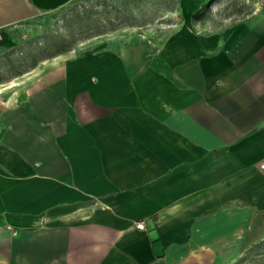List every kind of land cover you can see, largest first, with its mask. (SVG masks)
Masks as SVG:
<instances>
[{
  "label": "crops",
  "instance_id": "obj_1",
  "mask_svg": "<svg viewBox=\"0 0 264 264\" xmlns=\"http://www.w3.org/2000/svg\"><path fill=\"white\" fill-rule=\"evenodd\" d=\"M71 1L0 0V49ZM123 8L140 36L5 84L64 110L0 115V264H227L264 235V0Z\"/></svg>",
  "mask_w": 264,
  "mask_h": 264
},
{
  "label": "rangeland",
  "instance_id": "obj_2",
  "mask_svg": "<svg viewBox=\"0 0 264 264\" xmlns=\"http://www.w3.org/2000/svg\"><path fill=\"white\" fill-rule=\"evenodd\" d=\"M128 1L143 2L72 0L69 5L40 10L39 17L36 16L30 24L25 25L18 44L13 43L0 49V115L19 113L25 114L23 117L29 114L44 118V115L50 113L49 108L33 105L44 99L56 100L58 105L52 107V114L63 113L61 92L57 90H42L32 94L29 97L31 102L26 108H8L5 105L7 98L3 96L5 84L24 75V72L29 73L24 76H30L31 79L34 74L37 76L38 72L43 74L50 68L62 66L68 57L87 50L103 46L114 48L120 45L119 38L123 35L130 39L135 38L133 34L140 36L144 28L150 25V21H134V11L123 8L124 2ZM114 3L120 5L114 7ZM32 125L35 126L36 123ZM40 125L43 126L42 123ZM227 264H264V235L257 234L254 230L250 232L247 244Z\"/></svg>",
  "mask_w": 264,
  "mask_h": 264
},
{
  "label": "built area",
  "instance_id": "obj_3",
  "mask_svg": "<svg viewBox=\"0 0 264 264\" xmlns=\"http://www.w3.org/2000/svg\"><path fill=\"white\" fill-rule=\"evenodd\" d=\"M259 166H260L261 168H264V161L260 162V163H259ZM137 226L142 227V226H143L142 222H141V221L137 222Z\"/></svg>",
  "mask_w": 264,
  "mask_h": 264
}]
</instances>
